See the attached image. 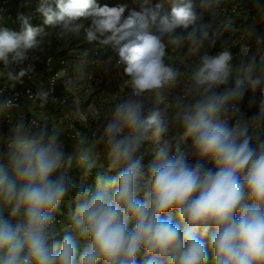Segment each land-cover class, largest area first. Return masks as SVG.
I'll use <instances>...</instances> for the list:
<instances>
[{
  "label": "clouds",
  "instance_id": "obj_1",
  "mask_svg": "<svg viewBox=\"0 0 264 264\" xmlns=\"http://www.w3.org/2000/svg\"><path fill=\"white\" fill-rule=\"evenodd\" d=\"M170 3L162 15V3L143 0L125 17V6L97 0H40L44 26L83 29L112 47L130 96L85 149L67 152L60 129L24 117L0 136V264H264V91L250 98L254 115L240 108L262 79L254 63L235 68L227 50L204 54L183 96L161 109L178 75L165 62L168 46L186 41L199 51L207 35L195 26L196 0ZM18 19L19 31L0 28L5 66L23 64L46 35L30 17ZM234 72L243 75L229 87ZM12 105L0 100V116ZM146 145H155L147 165Z\"/></svg>",
  "mask_w": 264,
  "mask_h": 264
},
{
  "label": "rangeland",
  "instance_id": "obj_2",
  "mask_svg": "<svg viewBox=\"0 0 264 264\" xmlns=\"http://www.w3.org/2000/svg\"><path fill=\"white\" fill-rule=\"evenodd\" d=\"M164 2L165 0H152ZM198 4H204L203 15L210 17L212 22L206 26L207 32L214 39H223L226 45L218 48H210L204 42L199 51H192L187 42L179 47L168 48L165 62L178 73L176 86L165 89L166 100L160 105L164 109L168 104H173L177 97L183 96L186 87L191 83L190 77L201 64L204 54L215 56L222 51L232 54V63L235 68L254 63L252 75L261 77L262 83L254 93L249 91L240 103L241 111L247 117H251L257 111L255 105H250V98L254 95L258 102L264 91V0H196ZM99 5L109 7L125 6L141 10L143 0H97ZM132 9V10H133ZM125 17L128 13H124ZM85 28L89 21H83ZM181 30H177L179 33ZM42 43L32 51L39 53L43 58L51 57L54 61L52 67L39 63L34 69V83L38 93H49L50 98L43 112L29 102H24L17 110L18 117H35L39 123L46 121L51 131L53 127L60 129L61 140L67 152L74 148L85 149L94 139V134L102 132L110 109L121 99L130 96V89L126 84L128 79L123 74L122 66L118 61L117 53L111 46L99 41H88L86 32L82 29L79 34L61 35L60 29L48 27L47 36L41 38ZM30 51V52H32ZM29 52V53H30ZM64 58L66 64L60 66V60ZM200 59L194 64L195 59ZM11 63L5 66L0 63V85L8 80L7 68H15ZM58 66L59 75L51 79L53 69ZM243 75L234 72L229 82V87L234 85L236 76ZM54 92L50 94V89ZM221 87L216 91H223ZM66 99V102L63 100ZM172 112L169 109L168 117ZM73 124V128H72ZM10 127H0V136H7ZM74 130L80 135L73 138ZM185 148L188 145H184ZM155 145H146L143 163L147 165L154 159ZM209 167L211 165L209 164ZM75 178H81L76 169ZM70 181H73L70 179ZM87 184H94V178H89ZM70 196L68 197L69 200ZM68 200L64 204L68 203ZM66 217V213L63 214Z\"/></svg>",
  "mask_w": 264,
  "mask_h": 264
},
{
  "label": "built area",
  "instance_id": "obj_3",
  "mask_svg": "<svg viewBox=\"0 0 264 264\" xmlns=\"http://www.w3.org/2000/svg\"><path fill=\"white\" fill-rule=\"evenodd\" d=\"M40 0H0V28H7L13 31L20 30V21L18 17L24 15L30 17V22L33 26H43L45 28L47 36L48 26L43 25V16L37 11L39 7ZM42 37V38H43ZM60 66L66 64L64 58L59 59ZM39 63H44L47 67H52L54 61L51 57L43 58L37 52L28 53V59L24 61L23 64H16L15 68H7L6 76L8 80L6 83L0 85V100L11 99L13 105L9 112L5 113L3 116H0V127H10L20 118L17 116V110L21 107L24 102H29L34 105L39 112H43L45 106L49 102L50 95L47 94L45 101H42L38 95V91L35 88L34 83V69L35 66ZM21 68L30 69L26 74L19 78L18 80H12L9 78L8 73L11 72L13 75L18 74ZM60 69L57 73L51 76V79L54 80L56 76L59 75ZM54 90L51 87L50 94ZM66 102V99L63 100ZM36 120L39 123L38 119L35 117H29L28 121ZM73 128V124H72ZM74 129V128H73ZM80 135V132L74 130L71 136L76 138ZM58 218L61 220L66 219L63 213H58Z\"/></svg>",
  "mask_w": 264,
  "mask_h": 264
},
{
  "label": "trees",
  "instance_id": "obj_4",
  "mask_svg": "<svg viewBox=\"0 0 264 264\" xmlns=\"http://www.w3.org/2000/svg\"><path fill=\"white\" fill-rule=\"evenodd\" d=\"M156 3H162L163 4V8H162V11H161L162 15L170 13V9H171L170 0H165L164 2H156ZM156 3L155 2L153 3V1L151 0V5L152 6H155ZM132 9H133V7H131L130 9H126L125 13H128ZM204 10H205V5L203 3L202 4H198L196 2V11H197V14H198V20H197V23H196L195 26L201 31H206L207 35L204 38V42L210 48H218V47H222V46L226 45V43L224 42L223 39H214L212 34L207 32L206 26H208L212 22V20H211L210 17H206L205 15H203ZM260 28H264V23L262 25H260ZM171 46L172 45H169L168 48H170ZM199 61H200V59H198V58L195 59L194 64H198ZM58 70H59V67L55 66L54 69H53V73L52 74L57 73ZM75 177H76L75 173L73 171H70L69 172V178L71 180H73V182H75L77 185H79L82 182V180H81V178L77 179ZM72 200H73V196L70 195L68 203L62 205L61 211H60L61 213H63V214L66 213L67 214L71 210Z\"/></svg>",
  "mask_w": 264,
  "mask_h": 264
}]
</instances>
